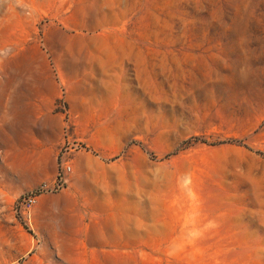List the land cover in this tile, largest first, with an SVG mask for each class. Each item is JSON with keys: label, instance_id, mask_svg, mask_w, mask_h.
Returning a JSON list of instances; mask_svg holds the SVG:
<instances>
[{"label": "rangeland", "instance_id": "374dc122", "mask_svg": "<svg viewBox=\"0 0 264 264\" xmlns=\"http://www.w3.org/2000/svg\"><path fill=\"white\" fill-rule=\"evenodd\" d=\"M9 78L0 174L71 171L0 191V264H264V0H0Z\"/></svg>", "mask_w": 264, "mask_h": 264}, {"label": "crops", "instance_id": "0c3cea01", "mask_svg": "<svg viewBox=\"0 0 264 264\" xmlns=\"http://www.w3.org/2000/svg\"><path fill=\"white\" fill-rule=\"evenodd\" d=\"M32 86L33 84H20L10 78L2 81V83L0 82V97H2L0 100L3 110L1 122L4 123V127L7 126L5 130L4 127H0V159L8 160L16 156L14 149L17 142L15 139L20 135L17 128L26 127L29 123L35 121L36 113L39 110L36 95L23 94L20 93V90L17 93L19 88L30 89ZM28 137L30 136L28 135ZM50 140L52 141L51 146L58 144L56 138ZM53 149L54 147H51V150ZM54 176L55 173L52 170L46 171L41 177H37L35 171L29 173L27 178L23 177L22 173L14 171L6 177L4 174H0V191L5 190V185H7V189H13L15 192H27L40 183H51ZM15 184L17 187H15Z\"/></svg>", "mask_w": 264, "mask_h": 264}, {"label": "built area", "instance_id": "2783aa9c", "mask_svg": "<svg viewBox=\"0 0 264 264\" xmlns=\"http://www.w3.org/2000/svg\"><path fill=\"white\" fill-rule=\"evenodd\" d=\"M71 171L70 165H63L60 168V171L58 173L57 179L55 182L51 183H41L38 187L31 189L30 191H27L15 202V209L21 213L26 214L27 216L30 214L31 207L35 203L37 197L39 194L44 193H52L53 191L57 190L59 186L61 187L62 184H65L66 182V174H68ZM61 184V185H60Z\"/></svg>", "mask_w": 264, "mask_h": 264}]
</instances>
